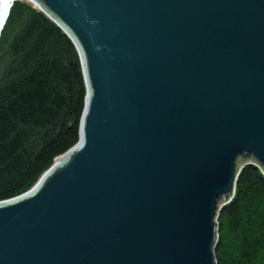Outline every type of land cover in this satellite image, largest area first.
I'll return each instance as SVG.
<instances>
[{
	"label": "water",
	"instance_id": "water-1",
	"mask_svg": "<svg viewBox=\"0 0 264 264\" xmlns=\"http://www.w3.org/2000/svg\"><path fill=\"white\" fill-rule=\"evenodd\" d=\"M30 1L87 96L78 144L0 203V264H216L238 162L264 166V0Z\"/></svg>",
	"mask_w": 264,
	"mask_h": 264
},
{
	"label": "trees",
	"instance_id": "trees-1",
	"mask_svg": "<svg viewBox=\"0 0 264 264\" xmlns=\"http://www.w3.org/2000/svg\"><path fill=\"white\" fill-rule=\"evenodd\" d=\"M86 96L74 43L33 3L15 1L0 33V203L32 190L78 144ZM241 159L217 214L216 264H264V166Z\"/></svg>",
	"mask_w": 264,
	"mask_h": 264
},
{
	"label": "bare ground",
	"instance_id": "bare-ground-1",
	"mask_svg": "<svg viewBox=\"0 0 264 264\" xmlns=\"http://www.w3.org/2000/svg\"><path fill=\"white\" fill-rule=\"evenodd\" d=\"M13 0H0V33H1V27L3 25V22L5 20V17L7 15V11H8V8L10 6V4L12 3ZM17 1V0H16ZM31 3H33L32 1L30 0H27ZM37 8L38 10H40L42 13H44L51 21H53L58 27H60L58 25V23L56 21H54L45 11H43L41 8H38V7H35ZM61 28V27H60ZM62 29V28H61ZM63 30V29H62ZM64 31V30H63ZM65 32V31H64ZM65 34L69 37V35L65 32ZM70 38V37H69ZM72 41V40H71ZM81 66H82V63H81ZM82 71H83V67H82ZM84 76V75H83ZM85 81V79H84ZM86 86V84H85Z\"/></svg>",
	"mask_w": 264,
	"mask_h": 264
}]
</instances>
